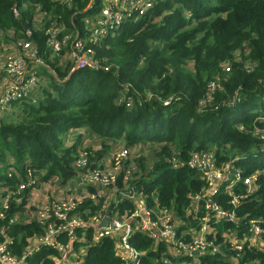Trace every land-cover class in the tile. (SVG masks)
<instances>
[{"label": "trees", "instance_id": "obj_1", "mask_svg": "<svg viewBox=\"0 0 264 264\" xmlns=\"http://www.w3.org/2000/svg\"><path fill=\"white\" fill-rule=\"evenodd\" d=\"M106 6L104 0H0V50L10 46L25 57L19 42H26L43 63L37 95L10 101L14 111L0 117L4 252L20 258L50 222H61L55 216L39 222L28 215L41 203L37 187L44 177L51 183L58 178L56 183L64 186L62 173L77 174V147L85 142L89 158L109 147L126 151L112 186L145 195L151 215L158 221L169 214L174 232L178 224L189 234L195 227L190 224L200 222L195 218L208 213L204 205L210 184L189 163L198 166L195 160L205 153L226 176L238 174L241 180L232 194L225 182L219 187L217 182L210 205L234 213L239 222H213L215 230L204 240L208 249L197 261L192 258L198 252L183 256L184 261L264 264V0H151L95 41L90 30L97 19L89 24L85 18ZM79 41L82 48L77 49ZM61 42L65 48L55 50L53 43ZM88 50L92 65L75 69L72 52ZM93 137L101 149L93 150L85 139ZM29 174L37 183H29ZM246 177H251V188L243 184ZM233 196L238 203L231 202ZM103 203L106 210L112 200L85 198L69 216L87 218L99 213ZM250 219H260L262 229L254 243ZM91 231L74 229L83 242H71L68 230L60 231L58 239L77 253L85 250L81 264L125 263L117 252L119 239L107 236L90 243ZM191 235L180 239L190 244ZM243 239L241 249L230 245ZM162 241L155 244L142 231L128 238L143 252L141 264H177ZM58 255L44 245L22 264H56Z\"/></svg>", "mask_w": 264, "mask_h": 264}, {"label": "built area", "instance_id": "obj_2", "mask_svg": "<svg viewBox=\"0 0 264 264\" xmlns=\"http://www.w3.org/2000/svg\"><path fill=\"white\" fill-rule=\"evenodd\" d=\"M105 1L108 2V6L104 7L101 10V14L98 15V19L96 20L97 26L90 30V32H93V40L95 41L104 35L108 28L117 27L126 13L132 12L136 8L144 10L145 6L151 4V0H104V2ZM118 2H120V4ZM62 43L63 42L53 43L54 49L59 51L65 48V45ZM19 44L26 53L25 57L18 54L17 50L10 46L0 50V54L2 55L0 58V117L7 111H14V107L8 108V103L10 101H20L25 98L35 97L39 84L41 83V76L38 71L39 67L43 64L41 59L35 56L33 47L28 43L19 42ZM75 46L77 49H80L82 48V43L79 41ZM72 53L73 57H75L73 65L75 69L92 65L91 55H88L92 54V52L89 50L82 54L77 52ZM86 149L85 145L77 147L78 158L75 162L76 165L74 164L77 174L74 175V177H63L66 180V182L63 183L65 184L64 186L56 183L58 178L55 180L53 187L46 188L44 184H41L40 188L37 189V198L41 199V203L38 205V209L34 214L28 215L32 217V219L35 217L39 222H44L42 221L44 218L55 216L56 219L61 220V222L59 224L50 222L47 232L41 238L32 242L30 241L27 251L18 259L7 255L4 252L3 245H0V264H22L27 254L40 249L44 245L58 250L59 255L54 256L56 264H81L83 259L80 257V253L85 252V250L81 248L80 253H77L74 251L73 247H70V244L65 246L58 239L60 231L68 230L70 236L69 240L71 242L75 240L83 242L85 240L84 237H76L74 234V229L79 227L94 228L93 233L91 231L92 242L90 243L99 242L107 236H113L119 239L118 243H116V248L118 254L125 260L123 264H141L138 261V256H140L141 253L134 247L131 251L137 250V256L130 257L128 255L129 252L124 253V251L129 250L126 249V247L132 248V246L128 244V238H130L135 231H142L153 240L155 244H158V242H161V239H163L162 243L167 248V253H169V249L177 250L176 254H169L178 259L176 262L177 264H185V256H191L198 252V256L192 258L193 261H197L200 254L208 249L204 240H207L206 237L214 232V221L217 222L224 218L231 222H239L234 213H226L217 208L216 205H210V197L216 193L218 187L221 185L220 182L224 181H226V189L232 194L231 189L236 185L234 182L240 181L241 178L238 174L234 176H226V174H223L222 170L215 167L213 160L205 153L201 156L198 155L201 158L195 160L198 166L192 163L189 164L190 166L199 167L201 175L205 177L210 184L209 188L213 187V191L208 197L207 203L204 205L213 219H208L209 214H205L199 219L200 222L196 225L191 235L179 231L180 226L178 224L174 232L170 224L169 214H162V218L157 221L155 216L151 215V212L148 210L145 203L146 196L142 193L134 191L125 193L120 189L116 190L114 186H112V183L115 181L116 172L119 170L120 157H124L121 154L122 150L113 155L111 153L109 155L108 152L103 151L100 153L102 155L89 158ZM108 162L111 166L114 165L110 171H108L109 167L106 165ZM190 162H192V160ZM31 176L32 175L29 174V183H37V179ZM228 178L231 180L227 183V180H229ZM242 181L243 184L247 185L251 181V177H246L242 179ZM217 182H219L218 187L216 185ZM19 187L22 188L23 186L19 185ZM248 187L251 188V186ZM40 189H45L50 198L40 195ZM111 190L115 191L110 199L112 200V205L110 207L108 206L106 210H103L105 207V203H103L99 213L90 215L87 218H82L78 214L69 216L70 211L85 198L92 199L96 202L99 197L108 194ZM56 195H59V197L56 198ZM139 195L141 196L138 197ZM126 200L128 202H126ZM36 201L37 199H34L32 204L36 205ZM231 202L236 204L239 201L233 196ZM127 204H131L132 209H128ZM87 209L88 208H85L84 212H87ZM213 214H216L218 217H213ZM195 215H197V210L195 211ZM104 216L106 217V223L104 226H99ZM147 220H149V222ZM195 220L198 219L195 218ZM259 221L260 219L249 220L250 231L253 232V235L249 237L250 239L262 230L259 227ZM174 222L177 221L174 220ZM150 223L157 226L155 230H151L152 226ZM136 224H139L140 228H135ZM164 228L168 233L166 235H161L159 231ZM182 235H191L192 242L190 244L182 242L180 239ZM244 241L245 239L240 240L239 243L233 241L230 245L234 248L241 249ZM212 250L215 252L216 247H213Z\"/></svg>", "mask_w": 264, "mask_h": 264}, {"label": "rangeland", "instance_id": "obj_3", "mask_svg": "<svg viewBox=\"0 0 264 264\" xmlns=\"http://www.w3.org/2000/svg\"><path fill=\"white\" fill-rule=\"evenodd\" d=\"M93 15L95 16L96 14H95V12H93ZM7 54V53H6ZM2 57V55L0 54V58ZM108 59H103V61H107ZM18 102V101H17ZM80 130L79 129H75L74 130V132H79ZM68 132H69V134H68V136H72L71 135V131L70 130H68ZM84 137V136H83ZM76 139V138H75ZM88 141L89 142H91L94 146H101V143H99V141L95 138V137H93V138H89L88 139ZM72 142H73V139H72V137L71 138H67V143L68 144H72ZM109 151H108V153H109V155H110V153L113 155V154H116V153H118L119 151H121L122 149H118V148H116V149H112V148H110L109 147ZM123 156H125L126 155V151L125 150H122V153H121ZM107 167H109V170L108 171H110V169L114 166H111V164L108 162L107 164ZM137 169V166L136 165H134L133 167H132V171H134V170H136ZM62 175L64 176V178H68V177H71V174H70V172H66L65 171V173H62ZM62 176V177H63ZM49 178H47V177H44V181H45V183H44V185L46 186V188H50V187H53V185H54V183H55V180L51 183V182H49V180H48ZM229 180H227V183L231 180L230 178H228ZM225 182V185H226V181H224ZM235 184H236V182H234ZM248 186H253L252 185V181H250L248 184H247ZM226 188V187H225ZM37 189H39L38 187H37ZM204 189L203 188H201V190H200V192L201 191H203ZM40 191V195H42V196H46L47 198H50L49 197V195L46 193L47 191L44 189H40L39 190ZM207 192H205V195H207V197H209L210 195H211V193H212V191H213V187H211V188H209V189H207L206 190ZM115 191L114 190H111L108 194H106V195H104V197H105V199L107 200V196H108V200H110L111 199V197H112V194L114 193ZM141 195H139L138 197H140ZM201 197H202V195H201ZM201 197H199L198 198V200L201 198ZM197 200V201H198ZM35 213V210L34 209H32V210H30V214L32 215V214H34ZM213 217H218L216 214H213L212 215ZM210 217L211 216H209L208 217V219H210ZM198 219V218H197ZM199 220V219H198ZM148 222H149V220H147ZM238 221V220H237ZM215 222V221H214ZM151 224V230H155L156 229V227L157 226H154V224L153 223H150ZM189 224V223H188ZM213 227H215L214 226V224H213ZM135 228H140V225L139 224H136V227ZM160 234L161 235H166L168 232H167V230L164 228V229H161L160 231ZM30 242V241H29ZM32 242V241H31ZM250 243H254V237H251V239H250ZM126 249H129V250H126V251H124V253H126V252H129L128 253V255L130 256V257H133V256H137L138 255V251L137 250H135V251H131L132 249H133V246H132V248L131 247H126ZM168 252L169 253H171V254H173V253H177V250H175V249H169L168 250ZM141 253H143V252H141ZM203 253H205V251H203Z\"/></svg>", "mask_w": 264, "mask_h": 264}, {"label": "crops", "instance_id": "obj_4", "mask_svg": "<svg viewBox=\"0 0 264 264\" xmlns=\"http://www.w3.org/2000/svg\"><path fill=\"white\" fill-rule=\"evenodd\" d=\"M96 19H98V15H92V16H90V17H87V18H85V22H86V20H87V22L86 23H88L89 22V24H91V23H93ZM83 138V137H82ZM85 139H87L88 140V138H85ZM84 139V140H85ZM87 144H89V143H82V144H80V146L81 145H85V146H87ZM79 145V144H78ZM91 147H92V149L93 150H98V149H101V147H99V146H94L92 143H91ZM110 149L109 148H106L105 150H103V151H106V152H108ZM102 151V152H103ZM101 152V153H102ZM190 226H195L196 227V224H194V225H191L190 224ZM195 227L192 229L191 228V230H190V232H189V234H193V232H194V229H195ZM179 231H182L183 233H187L186 231H184L181 227L179 228ZM259 245H261V244H259Z\"/></svg>", "mask_w": 264, "mask_h": 264}, {"label": "water", "instance_id": "obj_5", "mask_svg": "<svg viewBox=\"0 0 264 264\" xmlns=\"http://www.w3.org/2000/svg\"><path fill=\"white\" fill-rule=\"evenodd\" d=\"M106 223V217L104 216V218L102 219V221L99 223V226H104Z\"/></svg>", "mask_w": 264, "mask_h": 264}]
</instances>
